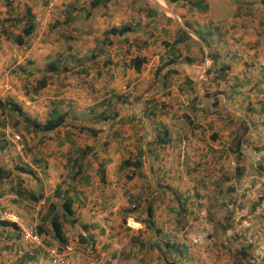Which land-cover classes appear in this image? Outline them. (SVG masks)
Instances as JSON below:
<instances>
[{
	"label": "crops",
	"instance_id": "obj_1",
	"mask_svg": "<svg viewBox=\"0 0 264 264\" xmlns=\"http://www.w3.org/2000/svg\"><path fill=\"white\" fill-rule=\"evenodd\" d=\"M130 1L132 0H109L105 4L92 7L90 2L87 3L85 0H1L3 7L0 11L1 28L4 18L9 19V24L10 19L18 18L11 27L18 28L17 34L23 35V30L29 24L26 13L30 11L33 20L31 34L35 33L34 42L39 41L38 48L36 46L30 48L33 53L49 49L47 46L49 39L60 40L63 45L62 51L54 50L53 54L47 55L48 57L52 55L50 57H55V60L47 62L43 71L30 75L31 72L28 70L21 75L25 81L28 78L26 76L30 75L31 78L27 80H33V84L45 74L51 75V81L35 92L34 98H37V101L31 103L26 100L27 95L21 93V89L12 86L11 83L14 84L19 78L14 80L13 75L8 78L0 77V102L4 103V107H0V205L19 212L24 220L32 221L37 225L47 211L48 205L56 199L54 195L45 191V178L51 183L55 181L54 173H56L54 194L57 195V192L61 197L64 196L68 187L63 188V185L61 187L59 176L62 174V169L65 168L66 172L70 170L67 165L68 160L74 150H77L74 146L80 145L75 142L76 135L73 132L75 129L71 125L63 129L60 127L55 129L54 138L47 137V132L36 131L39 130L34 126L39 123L35 121L37 113L47 117V120L52 117L55 110L67 116L73 111L76 100L88 95L93 96L92 101L83 108V111L91 113L95 105L105 102L116 94L125 93V87L131 89L133 96L143 94L144 99L157 97L172 104L165 110L156 112L155 118L151 115L150 118L145 119H141V116L145 115L144 106L136 105V102L121 106L117 116L118 120L120 118V125L112 121L107 122V126L110 128L111 124L112 131H116L115 134L120 130V136L108 140L103 147L106 156L103 154L102 157H105L106 161L111 160L114 154L118 160L121 156L124 160L138 153L141 160L145 161L150 158L158 160L159 157L164 156V153L171 156L177 154L180 159L185 155L187 158L189 147L183 141L189 140L186 135L188 127L183 125L187 119L179 108L180 102H187L186 100L189 99L188 90L183 84L185 80L192 81L200 87L199 94L197 91L193 93L195 90L189 88V92L198 95V98L203 95L204 87L215 91L213 97H216L218 102L220 100V103H224L228 111L239 121L246 124L247 115L253 117L258 113L263 120L264 0H180L179 3H175L176 6L180 5L176 9L170 7L174 2L159 0L169 10L176 11L183 25L200 37L201 46L205 52L209 50L211 54L210 64L216 63L218 67L228 66L225 73L216 72L204 76L200 74L199 63L195 60L191 59L190 63L171 61L175 59L173 52H176L172 50L171 42L178 34L176 24L179 25L169 12L153 0H138V5L130 4ZM121 25H129L133 30L122 35L105 34L109 28H120ZM62 27L69 30L68 41L62 35L55 34V30ZM10 32L13 31H7L6 39ZM27 37L29 36L23 35L24 43L26 47H30L31 42L26 39ZM179 51L180 59L192 58L195 55V48H180ZM27 56L35 57L30 53ZM135 56L145 57L139 69H136L137 65L132 61ZM161 67L164 71L157 74V70ZM86 82L93 84L89 86ZM76 87L81 92L80 97ZM14 101L19 104L16 105L17 102ZM23 101L24 104L30 105L25 109L26 114L22 109L25 106L21 105ZM151 101L148 103L151 104ZM12 108L16 114H20V121L25 122L23 133L29 142L31 157L27 164L15 153L10 143L9 137L13 133V127H9L6 122L3 110ZM151 108L155 111V106ZM115 112L118 113L106 105L93 113L109 115ZM202 121L207 120L202 119ZM248 124L251 129L252 125ZM162 128L168 129L169 136L175 140V143L171 140L162 148H157L151 141L147 143L146 137L149 136L151 140V136ZM48 142L53 145L50 149L46 147L49 146ZM113 142L116 143L115 146ZM194 143H197L196 146L200 145L199 142ZM48 157L62 160L59 171L55 167H50ZM112 163L105 165L103 177L106 180V187H100L96 181L95 185L94 183L86 185L85 189L81 188L79 201L76 199L73 206L71 218L76 220L74 223L78 220L83 224L86 234L82 232L81 234L88 235L92 248L96 245L97 239L104 237L105 233L108 236L112 235L115 228L110 225H114L116 221L120 222L119 203L115 204V199L103 195L105 192H111L113 195L114 192L120 191L121 163ZM156 170L159 171L158 166ZM70 171L69 173L72 174L73 171ZM148 173L149 176H152V173L158 176L154 170ZM98 187L101 188L99 192L96 191ZM150 189L157 191L160 187L155 184V187ZM152 191L146 192L143 198H150ZM100 194L105 197L106 203L103 201L100 204V200L96 199L95 195ZM106 205L108 208L104 209ZM57 207H60V204ZM44 223L49 228L48 220ZM41 234L42 238L46 237L52 243L56 242L51 234ZM65 236L67 239L68 235ZM105 240L107 241V238L104 237L99 247L104 250L107 246L104 244ZM164 241L168 242V238L165 237ZM31 248L20 238L13 224L0 223V264L4 263L3 260L8 255L18 260L17 263L23 261L24 264H30L33 261L34 264H46L40 249ZM176 249L180 252L175 251ZM170 253L176 257L182 254V249L175 248ZM111 256H115V251Z\"/></svg>",
	"mask_w": 264,
	"mask_h": 264
},
{
	"label": "rangeland",
	"instance_id": "obj_2",
	"mask_svg": "<svg viewBox=\"0 0 264 264\" xmlns=\"http://www.w3.org/2000/svg\"><path fill=\"white\" fill-rule=\"evenodd\" d=\"M85 1L90 2L92 7H96V5L105 4L109 0ZM131 3L138 5L139 1L132 0ZM175 3H171L170 7L176 9L177 6H180H176ZM2 10L0 0V11ZM0 17H2V14H0ZM4 26L6 27L5 33L2 32L0 24V61L3 60L0 66V77L8 78V76L13 75L14 80L19 78L14 84L11 83L12 86L15 89H21V93L24 92L27 95L26 100L33 103L34 100L37 101V98H34L35 92L32 90L26 91V88L35 85L36 82L33 84V80L27 79L31 78L30 75L43 71L47 62L55 60V57H50L52 55L49 57L47 55L53 54L54 50H57V52L62 51V41L49 39L47 44L49 49L33 53L34 51L30 48L33 46L39 47V41L36 43L33 40L35 33L26 38L31 42V46L26 47V43L19 45L13 39V36L19 31L18 28L12 29L8 20L4 23ZM178 27L176 24V33ZM9 30L13 32H10V35H7L8 39H6L5 35ZM55 34L62 35L66 41L69 40L67 34L70 33L66 27L55 30ZM186 41L172 49L176 51L173 52L174 58L176 56L175 63H190L195 60L199 63L198 70L200 74L204 76L210 64L209 50L205 52L202 46L199 47L192 41ZM180 48H195V55L192 58L180 59ZM28 53L35 57L27 56ZM28 70L31 73L26 76L28 78L25 81L21 75ZM162 71L164 70L161 67L157 70V74ZM221 73H225V71ZM24 81L25 88L23 87ZM86 83L89 86L93 84V82ZM183 84H185L189 94V99H184L187 102H180L179 106L182 114L187 119L186 122H183V125L188 127L186 135H188L189 140H183L189 147L187 158L185 155L180 159L177 154L171 156L164 153V156L159 157L158 160L155 158L146 161L142 159V165L139 168L131 166L121 169L120 167V191L114 192L113 195H111V192L103 193L105 197L115 199L116 203L113 202L120 205V222L117 223L116 221L114 225H110L115 228L112 235L108 236L107 233L104 235L107 238V241H104V244L107 245L105 250L99 248L104 237L97 239L96 245L92 248L88 235H82L83 233L86 234V229L83 230V224H80L78 220L77 223H74L76 220L72 219L71 216L69 221L63 224L64 233L68 235L65 247L60 248L56 240L55 243H52L46 237L43 238L44 245L65 253L67 264H232L231 256L240 255L242 253L240 251L241 247H244L247 252L245 257L248 264H264V116L262 120L259 113L253 117L247 115V121L252 125L250 129L248 123L245 124L236 119L224 103H220V100L218 102V99L213 97L215 91L207 90L204 87L203 95L198 98V95L189 92V88L195 90L193 93L197 91L199 94L201 91L199 86L197 87L194 82L191 84L187 80ZM75 89H77L80 97L79 88L76 87ZM124 91L126 92L116 94L109 101L106 100L95 105L91 113L90 111L84 112L83 108L87 107L93 96L88 95L78 98L79 101L76 100L73 111L66 116V123L59 126L60 129L67 125L74 127L73 132L76 135L74 139L80 145L74 146V148L77 147V150H74L72 157L77 159L79 164H82L83 169H86L84 172L89 175V185L96 181L97 185L105 188L106 180L103 177V175L105 176V165L110 162L116 164L122 161V156L118 160L116 154L113 155L111 160L107 159L108 161L104 159L105 157H102L103 154L106 156L102 149L106 146L108 140L111 141L116 139L117 135L120 136V130H118V134H115L116 131H112L111 124L109 128L107 122L112 121L120 125L117 116L121 106L132 105L135 102L136 105L144 106L145 115L141 116V119H145L150 118L151 115L155 118L156 112L161 109L165 110L166 107L172 105L159 97V99L157 97L144 99L143 94L133 96L131 89L126 87ZM195 97L198 98L196 103L200 106L192 108L191 101ZM150 100H154V102L149 104ZM212 100H215L214 104H212ZM16 102L14 101V103ZM226 103H228L227 100ZM17 104L19 103L17 102ZM22 104L23 107L25 106L22 109L26 114L25 109L30 105L24 104V101ZM106 105L110 109L118 111V113H109V115L93 113L98 112ZM153 106H155V111L151 108ZM149 110H151L150 113H147ZM18 114L13 108L3 110L6 122L9 127H13V133L9 137L10 143L13 134H20L27 145V156L31 160L30 150L28 149L30 145H28L29 142L23 133L25 122L20 121V114ZM202 119L207 121L203 122ZM46 120L47 117L44 115L36 114L35 121L39 122L37 124H41ZM14 122L17 124L14 125ZM34 126L36 127V125ZM81 126L97 129L98 132L90 134L86 130H80ZM36 131L41 133L40 130ZM159 131L162 132L161 129ZM154 135L151 136V140L149 136L146 137L147 143L154 142ZM239 138L243 140V143H240L241 154L235 148ZM195 141L199 142L200 145L196 146ZM48 143L49 146L46 147L50 149V146L53 145L50 142ZM86 144H90L92 149L82 158L78 154V149ZM112 144L116 145L115 142ZM162 146L156 147L162 148ZM129 158L135 160L137 155ZM48 161L50 167L60 170L62 160L56 157H48ZM157 166L160 172L156 170ZM153 170L158 173V176L152 173ZM239 170H242L241 173H239ZM149 171H151L152 176H149ZM69 172L71 173L70 170L66 172L65 168L62 169V174L59 176L61 187L63 185V188H69L72 185H77L85 189L86 185H80L77 180H73ZM54 174L55 181H51V183L46 181L47 178H45V191L50 195H54L56 199L52 202L56 206L59 204L61 206L64 196L61 197L60 193L54 194L57 180L56 173ZM155 184L160 189L152 191L150 188H154ZM96 191H101V188L98 187ZM150 191L153 192L150 194L151 197L144 199L146 192ZM103 195H95L96 199L100 200V204L103 201L107 202ZM146 205H150L153 210L149 227L146 226L150 217L147 215ZM106 208H108L107 205L104 209ZM178 209L182 210L180 214H177ZM220 226H223V228ZM102 229L105 230L104 227ZM44 234L48 235L47 233ZM165 237L172 242V249H182L181 255L173 257L170 253L172 249H167L164 245L166 242L164 241ZM183 245L187 246L185 250L182 248ZM27 246L32 247L31 249L39 248L43 259L47 262L46 264H55L48 257L44 248L30 244H27ZM114 251L115 256L112 257L111 253ZM175 259L176 263L173 261ZM17 261L13 256L8 255L2 264H16ZM17 264H24V262L21 261ZM30 264H34V262L31 261Z\"/></svg>",
	"mask_w": 264,
	"mask_h": 264
},
{
	"label": "trees",
	"instance_id": "obj_3",
	"mask_svg": "<svg viewBox=\"0 0 264 264\" xmlns=\"http://www.w3.org/2000/svg\"><path fill=\"white\" fill-rule=\"evenodd\" d=\"M168 1L178 2L180 0H168ZM26 17L29 19V24L23 30V35L29 36V35H31L32 30H33V20L31 18L30 11L26 13ZM7 20L9 21L8 18H6L4 20V22L2 24V28H1L2 32H4V33L6 31L4 23ZM17 20H18V18L17 19L16 18L10 19V25L13 22H17ZM132 30H133V28L131 26L122 25L120 28H114V27L109 28L105 34L122 35L124 33L130 32ZM177 30H178V35L171 42L172 48L179 46V44L183 43L186 40L192 41L193 43L197 44L199 47L201 46L200 42L197 39L191 37V35L188 34L186 31H184L182 28L178 27ZM23 35L22 34H16L13 36V39L15 40V42L17 44L23 45V43L25 41L23 38ZM208 56L210 58V56H211L210 52H209ZM175 58H176V56H175ZM144 60H145V57L135 56L132 61L134 63H136V65H137L136 69H139L140 68L139 65ZM171 61H175V59L171 60ZM227 68H228L227 65H222V66L218 67L216 65V63H211V64H209V67L206 71V74H211V73H216V72L221 73L223 71H226ZM50 81H51V76L50 75H44L41 78L36 80L35 85L27 87L26 91L32 90L34 92H37L39 89L44 88ZM190 83L192 84L191 81H190ZM110 99L111 98H109L107 101H109ZM196 99H197V97L194 98L195 101L194 100L191 101L192 108H197ZM212 101H213L212 104H214L215 100H212ZM151 102L153 103L154 100H152ZM212 104H210V105H212ZM0 107H4L3 102H0ZM56 111L57 110H55V112L52 114V117H50L46 122L41 123V124H35L36 127L39 128V130L47 132V137L54 138L55 132H53V131H55V129H57L60 125H62L66 121L65 120L66 119L65 113H58ZM150 111L151 110H149L147 113H150ZM79 129L80 130H86L90 134H96L98 132L97 129L90 128L88 126H81ZM161 130H162V132L157 130L155 136L153 137L154 142H152V144L154 146H162L171 140V138L169 136L168 129L165 128V129H161ZM49 132L51 134H48ZM241 142L243 143V140H241L239 138L236 142V147H235L239 154H241L240 153L241 152V150H240V143ZM91 149H92V146L86 144L84 147H81L78 149V154L83 158L90 152ZM139 155L140 154L138 153L137 159H135V160H131L129 157L125 158L124 160H122L120 167L124 168V167L136 166L137 168H139L142 165V161H141V158ZM73 158L74 157H71L68 160V164H67L68 167L70 168V170L73 171V173L71 174L72 179L77 180L78 181L77 183H79L80 185H82V184L88 185L89 184V176L86 172H84V170H86V169H83L82 164H79L78 160L73 159ZM241 171L242 170H239V173H241ZM71 192H73V193H71ZM56 194H57V192H56ZM81 194H82L81 188L78 187L77 185L76 186L73 185V186H70L69 188H67L65 195H64V198L62 200L61 206L57 207L56 204L51 202L48 205L47 211L45 212L44 216H42L40 223L37 224L38 232L47 233V234L50 233L53 236V238L58 242L60 248L65 247L66 243H67V239H66V236H65V233L63 230V224L69 221L70 216H72V214H73L74 202L76 199H78V201H79V196ZM146 211H147V215L150 216L148 221H147L148 223H146V224H148V226H150L151 225V217L153 215V210H152L150 205H148L146 207ZM181 211L182 210L178 209L177 214H180ZM47 220H48L49 228H47V226L44 223V221H47ZM0 223H7V222H0ZM220 227L223 228V226H220ZM165 244L164 245L166 246L167 249L173 248V244L169 239H168V242H165ZM182 248L185 250L187 248V246L183 245ZM175 251L180 252V250H177V249ZM240 251L242 252L240 255H238V256L235 255V257L231 256L232 257L231 258L232 264H248V261L246 260V257H245L247 254L245 248L241 247ZM178 254H180V253H178ZM173 261L176 263V259Z\"/></svg>",
	"mask_w": 264,
	"mask_h": 264
},
{
	"label": "built area",
	"instance_id": "obj_4",
	"mask_svg": "<svg viewBox=\"0 0 264 264\" xmlns=\"http://www.w3.org/2000/svg\"><path fill=\"white\" fill-rule=\"evenodd\" d=\"M12 147L22 160L28 163L27 145L23 137L16 133L11 137ZM0 222L13 224L23 241L27 244L44 248L51 261L55 264H67L66 255L63 251L44 245L41 233L38 232L37 225L32 221L24 220L21 214L15 210L0 205Z\"/></svg>",
	"mask_w": 264,
	"mask_h": 264
},
{
	"label": "water",
	"instance_id": "obj_5",
	"mask_svg": "<svg viewBox=\"0 0 264 264\" xmlns=\"http://www.w3.org/2000/svg\"><path fill=\"white\" fill-rule=\"evenodd\" d=\"M156 3H159V6H161L163 9H165L167 12H169V14L173 17V19L178 23L179 27L182 28L184 31H186L188 34H190L191 36L195 37L199 42L202 43V40L200 39V37L195 34L194 32H192L191 30H189L188 28H186L183 23L180 21V19L178 18V16L176 15V13L172 10H169L168 7H166V5L162 4L161 2L157 1V0H153Z\"/></svg>",
	"mask_w": 264,
	"mask_h": 264
}]
</instances>
